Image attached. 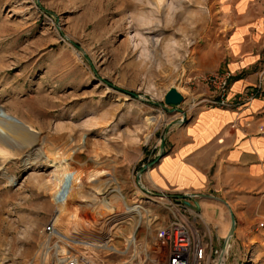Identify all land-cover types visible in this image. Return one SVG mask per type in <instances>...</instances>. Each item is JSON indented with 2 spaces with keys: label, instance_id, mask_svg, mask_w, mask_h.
Wrapping results in <instances>:
<instances>
[{
  "label": "rangeland",
  "instance_id": "1",
  "mask_svg": "<svg viewBox=\"0 0 264 264\" xmlns=\"http://www.w3.org/2000/svg\"><path fill=\"white\" fill-rule=\"evenodd\" d=\"M239 1L0 0V115L23 120L37 139L0 169V264H53L41 252L51 220L90 264L164 262L157 231L177 202L144 192L141 185L152 187L144 166L180 126L186 103L166 105V93L176 87L188 102L199 95L194 76L230 70L219 67L229 57V23L249 15L235 11ZM262 71L253 85L262 79L264 94ZM16 135L5 136L7 152L21 142ZM214 204L221 234L204 213L186 218L212 236L218 258L232 212ZM233 214L223 264H264V212Z\"/></svg>",
  "mask_w": 264,
  "mask_h": 264
},
{
  "label": "crops",
  "instance_id": "2",
  "mask_svg": "<svg viewBox=\"0 0 264 264\" xmlns=\"http://www.w3.org/2000/svg\"><path fill=\"white\" fill-rule=\"evenodd\" d=\"M258 2L264 4V0H240L235 11L249 15L242 23H229V57L219 67L234 74L230 97L249 89L256 70L264 64V6L255 9ZM222 11L228 14L231 9ZM195 91L200 95L211 92L204 83ZM148 177L154 191L200 194L195 199L201 208L198 212L204 213L220 234L224 215L214 220L218 207L214 202L232 213L233 208L263 213L264 94L240 108L201 106L190 112L186 122L170 133L164 155L150 167ZM243 221L248 227L254 222ZM252 236L243 235L241 242L247 243Z\"/></svg>",
  "mask_w": 264,
  "mask_h": 264
},
{
  "label": "built area",
  "instance_id": "3",
  "mask_svg": "<svg viewBox=\"0 0 264 264\" xmlns=\"http://www.w3.org/2000/svg\"><path fill=\"white\" fill-rule=\"evenodd\" d=\"M264 72L262 71L261 74ZM193 81L206 84L211 92L204 95L192 96L187 102V97L182 103L186 106L180 111V122L184 124L190 112L201 107L240 108L254 98L263 95L262 79L244 93L230 97L233 73L230 70H217L194 76ZM180 104L179 106H181ZM172 106V105H171ZM177 109V108H176ZM156 161V160H155ZM152 162V164L155 163ZM140 184V183H139ZM141 185V184H140ZM145 193L161 199H174L177 204L169 202L167 208L171 211L170 221L158 229V244L166 252V259L156 264H218V258H214V243L211 235H203L186 218V214L192 215L196 210L187 206L183 199H196L197 195L183 194L166 196L164 192L154 191L141 185ZM163 194V195H161ZM190 196V197H189ZM195 202V200H194ZM192 202V203H194ZM178 206V208L176 207ZM200 216V215H199ZM207 237V238H206ZM41 252H46L52 258L53 264H90V259L81 254L71 245L69 239L60 235L56 229L55 221L51 220L41 229Z\"/></svg>",
  "mask_w": 264,
  "mask_h": 264
},
{
  "label": "bare ground",
  "instance_id": "4",
  "mask_svg": "<svg viewBox=\"0 0 264 264\" xmlns=\"http://www.w3.org/2000/svg\"><path fill=\"white\" fill-rule=\"evenodd\" d=\"M7 115L8 114H4L3 116L0 115V169L9 159H13L22 155L27 147H33L35 145V140H37L35 135L36 130L32 126L27 125L23 120L19 119L16 116ZM10 130L14 132V135L17 134L16 136H19V139L21 138V142L16 143L7 152L6 149H4L3 147L4 145L7 147L10 145V142L8 141L7 137H5ZM15 146L19 147L17 148ZM4 150L6 153L4 152ZM71 179L72 177H68L69 181ZM62 191L63 196L67 197L71 194V187L68 184H65L63 186ZM224 257L222 259V264L224 262Z\"/></svg>",
  "mask_w": 264,
  "mask_h": 264
},
{
  "label": "water",
  "instance_id": "5",
  "mask_svg": "<svg viewBox=\"0 0 264 264\" xmlns=\"http://www.w3.org/2000/svg\"><path fill=\"white\" fill-rule=\"evenodd\" d=\"M184 100H185V97L183 96V94L181 92H179V90L176 87H172L166 93L165 99H164L166 105H175V106L182 104L184 102ZM163 155H164V151L162 149L159 158L162 157ZM159 158L157 160H159ZM152 165L153 164L150 163V164L144 166V169L150 168ZM142 171H140V172H142ZM161 195H163V194H161ZM165 195L168 196V197L174 196V195H170V194H165ZM195 195L199 196L200 194H195ZM183 202L187 206H189L190 208H192V209H194L196 211H200V209H201L200 205H199V203L197 201L192 203L190 200L183 199ZM235 228H236V218H235V215L232 213L231 228L229 230V233H228L227 237L225 238L224 246H223V248H222V250L220 252L219 258H218V264H222V259H223L224 255H225L226 249L228 247L229 240H230V238L233 236V234L235 232Z\"/></svg>",
  "mask_w": 264,
  "mask_h": 264
}]
</instances>
